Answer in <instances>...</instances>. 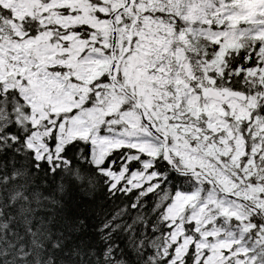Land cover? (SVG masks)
<instances>
[{
  "label": "snow or ice",
  "instance_id": "obj_1",
  "mask_svg": "<svg viewBox=\"0 0 264 264\" xmlns=\"http://www.w3.org/2000/svg\"><path fill=\"white\" fill-rule=\"evenodd\" d=\"M0 264H264V0H0Z\"/></svg>",
  "mask_w": 264,
  "mask_h": 264
}]
</instances>
